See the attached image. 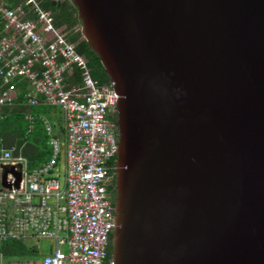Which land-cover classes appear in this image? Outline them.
I'll list each match as a JSON object with an SVG mask.
<instances>
[{"label":"water","instance_id":"1","mask_svg":"<svg viewBox=\"0 0 264 264\" xmlns=\"http://www.w3.org/2000/svg\"><path fill=\"white\" fill-rule=\"evenodd\" d=\"M70 2L118 94L110 264H264V0Z\"/></svg>","mask_w":264,"mask_h":264},{"label":"built area","instance_id":"2","mask_svg":"<svg viewBox=\"0 0 264 264\" xmlns=\"http://www.w3.org/2000/svg\"><path fill=\"white\" fill-rule=\"evenodd\" d=\"M71 32L42 0H0V106H13L22 92L30 106L58 107L64 126L61 137L49 118L26 117L25 137L36 120L47 133L52 156L46 164L31 167L14 146L0 151V247L43 238L56 245L38 260L0 252V264H107L115 226L109 187L118 94L112 83L93 77L87 57L68 38ZM12 170L20 174L17 187Z\"/></svg>","mask_w":264,"mask_h":264},{"label":"crops","instance_id":"3","mask_svg":"<svg viewBox=\"0 0 264 264\" xmlns=\"http://www.w3.org/2000/svg\"><path fill=\"white\" fill-rule=\"evenodd\" d=\"M18 94L19 99H17V102L13 106H0V115L3 114L5 116L4 120L0 123V137L2 139L0 151L14 146L16 148L14 154L19 153L26 156L28 161H30L29 165L31 167L46 164L52 156V147L47 133L44 130L42 122L36 120L31 132L25 137V131L29 126L26 117L30 114L32 116L49 118L61 137L64 130L63 122H61L62 119L52 117V113L46 104L30 106L25 102L22 92ZM24 243L36 248L39 253L38 245H30L29 241H25Z\"/></svg>","mask_w":264,"mask_h":264},{"label":"trees","instance_id":"4","mask_svg":"<svg viewBox=\"0 0 264 264\" xmlns=\"http://www.w3.org/2000/svg\"><path fill=\"white\" fill-rule=\"evenodd\" d=\"M11 3H15L17 0H8ZM44 8L51 11L55 22L57 24H66L67 29L72 32L68 35L69 40L75 42L76 49L88 59V64L91 67L92 75L101 83H110L109 77L106 74L99 57L94 53L88 46L87 42L82 39L79 31H75V28L79 24V19L76 15V8L72 5L70 0H42ZM30 164V161H29ZM112 183L109 187L110 192L113 195ZM0 252L5 258L9 259H30L38 256V250L36 248L28 246L24 242L8 241L0 247ZM111 249L110 245L108 248L107 264L110 261Z\"/></svg>","mask_w":264,"mask_h":264},{"label":"rangeland","instance_id":"5","mask_svg":"<svg viewBox=\"0 0 264 264\" xmlns=\"http://www.w3.org/2000/svg\"><path fill=\"white\" fill-rule=\"evenodd\" d=\"M47 106H48V109L50 110V112L52 113V117H55V119H62V112H60L58 107L50 106V105H47ZM38 241H39V244L36 243ZM29 244L30 245H38V247H39L38 257L32 258V260L42 259L45 254H49L53 250L56 249V245L53 242V240L46 239V238H43L40 240L32 239L29 241ZM16 259L25 260L26 258H24V259L16 258Z\"/></svg>","mask_w":264,"mask_h":264}]
</instances>
